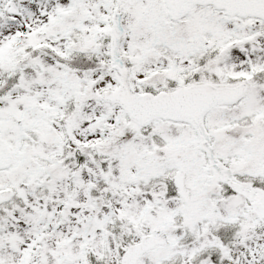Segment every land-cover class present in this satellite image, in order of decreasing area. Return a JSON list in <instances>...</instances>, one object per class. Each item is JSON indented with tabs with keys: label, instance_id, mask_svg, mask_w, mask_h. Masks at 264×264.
I'll return each instance as SVG.
<instances>
[{
	"label": "rangeland",
	"instance_id": "rangeland-1",
	"mask_svg": "<svg viewBox=\"0 0 264 264\" xmlns=\"http://www.w3.org/2000/svg\"><path fill=\"white\" fill-rule=\"evenodd\" d=\"M6 1L9 2L3 0L0 6ZM89 1L17 0L22 8L17 18L9 19L13 16L9 11L0 12V59L3 58L0 64L4 69H14L16 56L23 48L22 43L19 48L14 44L26 26L31 30L26 47L37 42L40 46H49L28 58L29 63L26 61L21 68L19 82L5 101H0V118L14 112L24 121L22 127L14 125L8 131L0 123V130L14 153L13 167L0 173V189L11 187L16 193L13 202L0 207V264H120L122 252L154 228L163 229L171 245L146 252L139 264H163L168 259L180 260L181 264H214L211 256L202 259L198 256L204 249L220 247L218 238L209 235L207 227H201L195 237L189 233L183 236L180 226L198 222L199 216L193 208H184L186 204L174 191L167 195L168 185L163 179H169L177 161L173 158L157 164L152 157L157 144H162L169 159L179 142L185 145L186 154L193 151L195 144L189 128L157 120L149 132H139L134 124L129 125V119L117 104L104 102L101 92L95 90L96 86H113L117 82L114 72L107 70L99 76L94 70L64 69L50 56L52 52L68 50L90 51L92 57L95 53L100 60L106 53L109 56L106 36L111 33L114 0ZM71 2L76 4L73 11H64ZM217 17L210 8H203L190 13L183 22H174L169 20L164 0H141L124 9L120 53L124 60L134 64L133 72L142 76L159 64L161 50L168 43L174 48L183 42L207 39L211 37L210 30L220 35L221 40L227 32L231 40L248 33L247 24ZM94 60L90 59V63ZM82 77L87 80L86 85ZM132 83L135 86L134 79ZM67 98L73 100L72 107L78 108L67 129L68 135L72 133L73 138L78 134L83 139L85 134L100 133L106 140L102 145L104 156L110 154L106 159L108 174L94 171L95 161L91 157L78 166L77 160H73L67 167L58 164L45 167L58 156L59 150L52 143L61 126L49 124L46 119ZM99 123L101 128L97 127ZM29 125H35L41 139L33 147L25 144L22 150V130ZM110 143L112 148H108ZM246 154L250 156L248 151ZM34 155L43 171L37 168ZM258 168L261 169L259 160ZM48 169L54 178L45 190L43 182L47 181ZM99 177L102 184L97 183ZM197 178L192 171L193 186ZM36 183L42 186L39 194ZM95 184L97 189L90 197V188ZM159 195L164 200L157 204ZM216 204L220 216L233 219L240 215L246 222L239 233L237 253L240 255L234 256L232 263L264 264V230L259 228L261 222L249 202L237 196ZM40 205L45 207L43 212L38 211ZM208 205L210 202L204 203L206 208ZM152 208L159 214L156 220L149 217ZM183 210L189 216L186 219L182 216ZM257 224L258 233H254L252 226Z\"/></svg>",
	"mask_w": 264,
	"mask_h": 264
},
{
	"label": "flooded vegetation",
	"instance_id": "flooded-vegetation-1",
	"mask_svg": "<svg viewBox=\"0 0 264 264\" xmlns=\"http://www.w3.org/2000/svg\"><path fill=\"white\" fill-rule=\"evenodd\" d=\"M86 1L90 2L89 0ZM75 7L76 4L71 2L64 7V11L72 12L71 9ZM130 7L127 6L126 8ZM203 8H210L212 13L218 15V19L223 17L247 24L248 33L246 32L243 37L237 40H231L228 39L230 36L227 37V32L226 37L224 36V39L221 40L219 39L221 38L220 35L216 36V33L210 30L211 37L207 39L193 40L189 43L183 42L179 47L174 48L168 43L161 50L159 64H155L156 66L147 70L142 76L133 72L134 64L131 61L124 60L122 55L121 59L133 89L140 93L157 95L162 92H172L182 86L200 83L245 84L249 87L243 97L234 103L213 106L203 119V128L186 123L170 122L180 127L189 128V134H191L195 144L194 150L189 154L183 152L185 145L180 142V145L175 147L174 156L170 159L166 157L165 152L164 158L154 159L155 151H165L162 144H157L152 153L157 164L169 162L173 158L177 161L173 165L169 179H163L164 184L168 185L167 195H171L174 191L175 196L186 204L184 208L187 210L193 208L196 211L195 215L199 216L198 222L189 226L183 224L180 226L183 236L185 233H189L195 237L201 227H207L209 235L218 238L220 241V247L204 249L198 257L202 259L211 256L214 264H233L234 256L239 257L240 255L237 253L238 244L241 240L239 233L243 230L242 226L246 222L241 219L240 215H235L233 219L220 216V209L216 203L224 200L230 201L234 197L242 196L249 202L258 219V211L254 209V200L248 192H253L257 196L258 192H263L264 195V20L261 18L232 17L213 6L198 7V9ZM185 19L175 22H183ZM27 37L28 34L21 36V41L18 44L22 43L23 48L21 46L16 56L14 71L17 73H21V68L24 67L28 56L32 54V52L25 51L29 48L25 45ZM109 42L110 36L106 40L107 44ZM18 45L17 48H19ZM33 46L35 45L32 44ZM83 53L86 54L85 51ZM255 54L258 56H254ZM93 55H95L92 57L95 59L94 61L90 63L92 58L86 60L89 63L86 67L87 71L94 70L99 76H103L107 70L114 72L111 56L106 53L100 57V60L95 53ZM13 56L14 53L10 54L9 58ZM62 60L66 59L63 58ZM6 72L7 70L0 64V79H4L2 77ZM133 79L135 86L132 83ZM117 85L118 83L115 82L113 86L102 87L109 90L115 89ZM5 98L6 95H3V91L0 90V101H5ZM70 120L71 116H68L64 122L65 127L70 128ZM51 122L53 123L50 119ZM56 136L54 138L56 141L52 144L56 146L59 152L56 160H51L49 165L51 164L53 167L58 164L67 167L73 160H77L78 166L91 157L95 161L94 171L103 172L102 159L104 153L101 134L98 132L85 134L81 144H77L71 135L68 141H63L57 134ZM204 140L207 141L205 145L202 144ZM247 151L250 156H247ZM258 160L261 169L258 168ZM192 171L198 175L194 184L196 188L191 184ZM51 175L53 176V174ZM178 175H180L181 186L176 184ZM101 181L102 177H99L97 183H101ZM96 189V184L90 188V197ZM205 202H210L211 205L206 208ZM182 216L185 219L189 217L184 210ZM211 217L214 218L213 222L210 221ZM261 222L260 225L264 227V219ZM252 230L254 233H258V224L252 226ZM165 263L167 262L165 261ZM174 264H181V262L177 260Z\"/></svg>",
	"mask_w": 264,
	"mask_h": 264
},
{
	"label": "water",
	"instance_id": "water-1",
	"mask_svg": "<svg viewBox=\"0 0 264 264\" xmlns=\"http://www.w3.org/2000/svg\"><path fill=\"white\" fill-rule=\"evenodd\" d=\"M117 6L113 16V35L111 39L112 56L115 59L113 68L116 71L119 87L113 91H106L103 99L108 102L118 103L128 117L139 126L146 127L157 118L174 121H185L194 127H202L204 115L217 103H232L247 91V86H217L208 83L193 84L188 87L178 88L172 93L158 95L140 94L132 90L128 74L119 58V39L123 33L121 24L124 7L126 4L134 5L138 0H116ZM168 13L173 19L184 17L195 5H213L218 10H223L227 15L239 17H259L264 19V0H165ZM16 4L12 11L16 12ZM118 10H120L118 12ZM242 93L239 95V93ZM17 122L22 124L15 115L5 118V128ZM206 140L202 142L205 145ZM163 153L157 151L158 158ZM12 164V153L0 136V170L7 169ZM180 183V175L177 176ZM248 194L254 200V209L260 218L264 219V201L253 192ZM13 191L0 190V204L9 201ZM161 201V198H157ZM43 209V208H41ZM152 219L158 217L156 211H150ZM168 235L162 230H155L152 234L145 235L140 242L131 246L123 255L122 264H137L142 255L160 244H169Z\"/></svg>",
	"mask_w": 264,
	"mask_h": 264
},
{
	"label": "trees",
	"instance_id": "trees-1",
	"mask_svg": "<svg viewBox=\"0 0 264 264\" xmlns=\"http://www.w3.org/2000/svg\"><path fill=\"white\" fill-rule=\"evenodd\" d=\"M56 59L61 60V58L58 57V56L56 57ZM64 61H65L66 65L69 66V67L85 66V64H84L85 60H84V58L82 56H75V57H73L71 59H66ZM9 85H11V83ZM7 89H8V87H7Z\"/></svg>",
	"mask_w": 264,
	"mask_h": 264
}]
</instances>
